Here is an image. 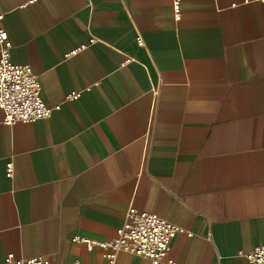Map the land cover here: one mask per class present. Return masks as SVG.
<instances>
[{
	"label": "crops",
	"instance_id": "1",
	"mask_svg": "<svg viewBox=\"0 0 264 264\" xmlns=\"http://www.w3.org/2000/svg\"><path fill=\"white\" fill-rule=\"evenodd\" d=\"M174 1L0 0L11 61L60 106L13 125L0 108V264H152L73 241L115 238L132 205L184 229L176 264H253L239 252L264 246V1Z\"/></svg>",
	"mask_w": 264,
	"mask_h": 264
},
{
	"label": "built area",
	"instance_id": "2",
	"mask_svg": "<svg viewBox=\"0 0 264 264\" xmlns=\"http://www.w3.org/2000/svg\"><path fill=\"white\" fill-rule=\"evenodd\" d=\"M264 1V0H259ZM174 8L179 13V0L174 1ZM139 43L142 42L138 38ZM12 43L5 30L0 29V108L4 112L3 123L13 125L17 122H35L49 118L53 110L60 106L49 107L40 95L38 75L30 65H18L11 61ZM89 89L91 85H85ZM81 92H74L68 99H75ZM13 174V164H8L7 175ZM184 229L162 218L156 213L140 211L133 205L126 212L125 221L118 229L117 236L108 241H94L76 236L74 242L86 243L89 249L95 246L105 250L104 255L113 262L116 253L125 251L135 254L142 261L152 264H176L169 257L172 238ZM253 264H264V246L250 252H239ZM4 264H53L46 255L17 258L10 253Z\"/></svg>",
	"mask_w": 264,
	"mask_h": 264
}]
</instances>
